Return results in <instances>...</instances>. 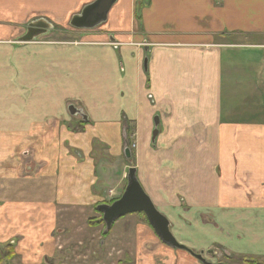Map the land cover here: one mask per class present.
<instances>
[{"label":"crops","instance_id":"obj_1","mask_svg":"<svg viewBox=\"0 0 264 264\" xmlns=\"http://www.w3.org/2000/svg\"><path fill=\"white\" fill-rule=\"evenodd\" d=\"M93 1L0 0V252L14 251L21 264H57L75 241L104 251L95 234L101 215L72 208L90 200L76 202L80 170L56 147L63 123L75 118L102 124L104 133L114 124L119 160L132 157L123 139L134 134L148 162L137 179L169 222L172 204H192L182 197L189 187L201 214L264 234V0H117L105 23L71 27ZM30 22L47 23L51 33L24 40ZM99 153L96 182L104 185L111 174L107 180L106 150ZM176 182L181 197L164 200ZM136 235L153 246L138 218L108 241L123 247V237L139 242Z\"/></svg>","mask_w":264,"mask_h":264},{"label":"rangeland","instance_id":"obj_2","mask_svg":"<svg viewBox=\"0 0 264 264\" xmlns=\"http://www.w3.org/2000/svg\"><path fill=\"white\" fill-rule=\"evenodd\" d=\"M27 27H29L28 24ZM47 30L49 29L47 28ZM49 33H51V31ZM49 35L50 34L46 35L45 38L55 37L56 39L57 37ZM78 41L81 40L79 38L74 39V42L79 43ZM13 44L19 45V43L15 42ZM74 102L77 104L81 103V101L78 100H75ZM66 120L67 118L65 119L64 117H60V121L63 122ZM66 122L63 123L67 126L65 131L60 128V139L58 140L59 136L55 139V141L58 142L56 147L62 150V152L66 151L65 156L62 157L64 159V163L67 164L66 166H72V163H75L76 167H78L77 171L80 170L78 171L80 184L74 186L75 191L72 193L73 196H75L76 202L85 201L86 199L90 200L89 202L80 204L75 203L72 205V208L73 206L83 207L84 209L87 208L89 211L91 210L92 213L101 214V212L97 209V205L90 204L91 200L96 198L98 203L103 202L105 204H111L113 201L119 199L126 187V174L129 166L136 167L137 178L140 176L141 171H143L144 174H147V170H145L148 163L146 161V156L140 155L139 152H136L137 147H134L136 142L134 144L132 141L135 140V136L134 134L127 133L126 139H123V142L131 145L132 152L134 153H132V157L130 159L119 160L118 156L114 155L115 150H118V142H116L117 140L115 136L112 135L115 132L114 124L111 125L107 123L106 128L103 129V131H105L104 133L101 130L103 125H99L97 122L90 121L85 123L81 121L80 118H75L68 123ZM99 134L106 138V149L103 147V140L100 139ZM99 146H101V148H99ZM47 147L51 148V145H48ZM101 149L106 150V155H108L103 158L104 164L106 165L107 180H109L111 174V179L104 185H101L98 181L96 182L98 176L97 169L101 166L99 164L102 163V159L100 160L99 156V150ZM17 157L18 155H16V158ZM86 158H89V160ZM76 163H78L79 166ZM119 168L121 169L120 173ZM116 173L117 175H114ZM118 175L119 178H121V183L118 179ZM191 176H193V173H188L184 178L189 180L192 179ZM174 177H180L178 172ZM74 183L75 181L69 182L70 185H73ZM178 184V182L174 183L172 185L173 187L168 188L163 195L161 194L164 200L170 201L175 196L178 198L181 197L177 192ZM98 189L101 191H97ZM191 190V188L187 187L186 192H183L182 197L186 201H188V199L189 201H192V204H189V202L183 203L182 205L180 203L172 204L171 206L174 208V213L172 210L171 212H166L170 216V230L174 234L175 238L178 241L184 242L186 245L190 246L195 252H201L207 261L222 262L225 264H264V234H249L248 228L245 227L243 221L239 222L241 227L240 230H237L239 225L233 224V220L221 218L217 220L216 218H212L211 216L204 214V212L201 214L200 210L193 207L192 194L194 195V193L193 191L191 193ZM97 194V197L94 196ZM98 217L97 221L94 222H96V226L101 225V228L99 226V233L97 232L95 234H97L96 237H99L100 235L102 240L105 242L103 247L104 251L92 250L85 242L83 244V240L81 243L75 241V248L73 251H69V254L63 252V254L59 257V260H57V264H132L134 260H131L126 256V254L128 255L129 253L133 258L139 257V262L135 264H152L153 261H155L156 264H167L168 260L170 261V264H178L179 262L187 264L184 260L193 264H202L187 252L164 244L154 232L143 212L129 213L121 216L122 218L120 217L117 221L115 220V224L113 225V222L107 231L104 226L105 224L101 222L100 216ZM134 218L141 220L144 225L152 231L153 246L145 243V241L149 238L142 241L137 235L136 236L139 242H136V240L132 242L130 238L127 239L123 237V247L117 239L114 240V237L111 238V241H108V237L114 236V231L120 229L121 226L131 227L133 225ZM246 224L252 225L249 220H247ZM237 232L239 233L237 234ZM93 238L94 236H92V240ZM97 239L96 243L99 241ZM231 244H240L241 246L239 248L234 247ZM159 246L164 249L162 253H156L157 249H155V247ZM124 249H127L128 251ZM200 249L204 251H199ZM167 250H170V254ZM134 251L136 252L133 254ZM179 257L182 258L178 259ZM165 261L166 263H164ZM5 264L21 263L18 258H13L10 261L5 262Z\"/></svg>","mask_w":264,"mask_h":264},{"label":"water","instance_id":"obj_3","mask_svg":"<svg viewBox=\"0 0 264 264\" xmlns=\"http://www.w3.org/2000/svg\"><path fill=\"white\" fill-rule=\"evenodd\" d=\"M117 0H95L80 10L79 13L72 16L69 20V25L74 28L92 30L95 27L103 24L107 20V15L111 7ZM26 29V34L23 39L26 41L34 40L39 36L46 34L45 26L38 23L30 22ZM50 26V25H49ZM38 28V29H35ZM71 114H80L82 119L86 117L80 109L70 106ZM157 117L154 119V124L157 125ZM157 130L153 131V136ZM127 158L130 154L127 153ZM127 184L119 199L111 204H101L97 207L98 211L102 213V218L106 229H109L112 223L121 216L129 213L143 212L147 221L153 228L154 232L160 240L173 248L183 250L189 255L200 261L202 264H225L222 262L207 261L201 252H195L186 245L180 243L170 231V222L161 214L153 204L150 197L145 193L136 176V169L129 167L127 170Z\"/></svg>","mask_w":264,"mask_h":264},{"label":"trees","instance_id":"obj_4","mask_svg":"<svg viewBox=\"0 0 264 264\" xmlns=\"http://www.w3.org/2000/svg\"><path fill=\"white\" fill-rule=\"evenodd\" d=\"M0 264L3 262V261H10L11 259L14 258L15 256V252L14 251H10L8 253H2L0 252Z\"/></svg>","mask_w":264,"mask_h":264},{"label":"built area","instance_id":"obj_5","mask_svg":"<svg viewBox=\"0 0 264 264\" xmlns=\"http://www.w3.org/2000/svg\"><path fill=\"white\" fill-rule=\"evenodd\" d=\"M258 47L264 50V45H259ZM260 62H261V64H262V69H263V71H264V55H263V57H262V59H261Z\"/></svg>","mask_w":264,"mask_h":264},{"label":"flooded vegetation","instance_id":"obj_6","mask_svg":"<svg viewBox=\"0 0 264 264\" xmlns=\"http://www.w3.org/2000/svg\"><path fill=\"white\" fill-rule=\"evenodd\" d=\"M42 26V25H41ZM99 204H97V206H98ZM103 219V218H102ZM102 222V221H101ZM105 229H106V227H105ZM108 229H106V231H107Z\"/></svg>","mask_w":264,"mask_h":264},{"label":"bare ground","instance_id":"obj_7","mask_svg":"<svg viewBox=\"0 0 264 264\" xmlns=\"http://www.w3.org/2000/svg\"><path fill=\"white\" fill-rule=\"evenodd\" d=\"M35 29H38V28H35ZM46 31H50V29L49 30H46ZM68 116V115H67Z\"/></svg>","mask_w":264,"mask_h":264}]
</instances>
